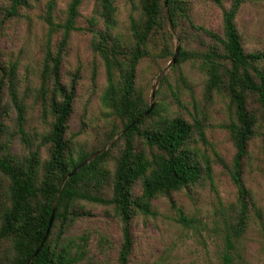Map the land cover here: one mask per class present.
I'll return each instance as SVG.
<instances>
[{
  "label": "rangeland",
  "instance_id": "obj_1",
  "mask_svg": "<svg viewBox=\"0 0 264 264\" xmlns=\"http://www.w3.org/2000/svg\"><path fill=\"white\" fill-rule=\"evenodd\" d=\"M49 1L35 0L31 2V8L21 10L20 18L6 20L3 19V7L0 5V66L16 64L15 102L23 116L20 131L18 110L7 85H3L0 94V156L16 162L24 161L35 152L41 163L49 157L50 145L42 141L50 130L53 118L49 112H44L40 99L46 34V26L41 17ZM182 1L186 3L189 18L196 26L222 35L221 8L210 0ZM69 2L55 0V21L64 20ZM113 3L116 9L114 34L122 44L129 43L132 41L130 17L139 19V0H113ZM228 5L229 1L226 0L224 6ZM163 12L165 23L147 42V55L137 67L135 88L142 93L145 104H152V109L157 107L162 117L179 116L191 123L189 114L197 112L208 145L203 146L194 136L187 147L195 152L201 165L209 161L211 181L202 173L201 179L194 186L153 199L151 210L154 216L133 213L129 264H220L226 251L225 224L231 221L236 211V189L216 156L226 164L231 162L234 148L228 131L222 126L234 120V115L226 93H206L208 76L203 59L191 58L177 65L181 48L195 56L219 48L204 33L191 29L183 19L177 20L174 27L167 5ZM95 15V0H83L77 26H88V21ZM235 25L246 53L264 52V0L245 3L237 14ZM59 36L57 34L53 38V44ZM91 43V35L73 32L61 66L62 84L70 87L72 81H75L72 110L64 139L74 158L78 154H89L91 157L100 151L101 154L107 153L102 163L107 173L106 181L98 191L95 188H90V191L93 195L110 198L111 178L124 147L121 136L123 124L101 103L106 76L102 61L91 50ZM176 48L177 62L170 64ZM260 67L264 69V64ZM164 78L165 82H162ZM153 90L154 98L151 99ZM172 92L178 96L184 109L176 106ZM246 108L259 118V126L247 145V156L242 165L243 181L254 202V209L249 211L244 233L232 242L230 253L236 263L264 264V120L260 119L259 106L253 96L246 98ZM133 143L135 153L142 152L146 157L155 153L138 136H134ZM0 177L1 210L6 204L7 180ZM140 193L141 184L137 181L132 186L133 198ZM170 201L182 211L188 227L179 222L180 214L170 205ZM73 211L77 217L65 229L62 244L68 246L71 255L77 258L74 264H118L117 254L122 233L114 208L77 200ZM0 254L11 257L9 242L0 241Z\"/></svg>",
  "mask_w": 264,
  "mask_h": 264
},
{
  "label": "trees",
  "instance_id": "obj_2",
  "mask_svg": "<svg viewBox=\"0 0 264 264\" xmlns=\"http://www.w3.org/2000/svg\"><path fill=\"white\" fill-rule=\"evenodd\" d=\"M33 1L35 0H0L3 19L20 18L21 10L31 8ZM210 1L222 10L221 36L196 26L189 18L187 5L182 0H167L166 4L165 0H139V19L130 17L132 41L124 44L114 34L116 9L113 0H95L96 15L90 18L86 27L77 26L83 0H70L61 22L54 19L55 0L46 4L41 17L46 26V34L40 99L44 112H49L53 118L50 130L42 141L45 145H50V152L44 163L40 162L36 152L22 162L0 156V175L7 180L6 204L0 210V241L9 242L11 251L10 258L0 254V264L28 263L44 238L53 207L55 212L49 235L30 264L76 263L77 258L71 255L70 248L62 244V236L69 223L77 217L73 211L77 200L114 208L121 223L122 233L117 263L129 264L133 213L154 216L151 210L153 199L194 186L201 179L202 173L211 181L209 161L206 160L201 165L195 152L187 147L194 136L203 146L208 145L204 126L197 112L189 114V123L179 116L162 117L158 114L157 107L122 136L124 147L111 178L110 198L93 195L90 191V188L98 191L106 181L107 173L102 163L107 153L96 157L64 181L72 170L90 157L89 154H78L74 158L64 139L72 110L75 81H72L70 87L64 86L60 70L71 34L84 32L91 35V50L102 61L106 76V88L101 103L122 122L123 131L149 108L142 93L135 88V78L138 64L147 55V42L165 23V5L174 27L177 20L183 19L191 29L204 33L219 48L200 56L189 54L181 48L177 65L191 58L203 59L208 76L206 93H226L233 111L234 120L222 127L229 133L234 155L231 162L226 164L215 154L236 189V211L231 221L225 224L226 251L220 264H241L233 260L230 251L233 248L232 242L239 239L245 231L249 211L254 209V202L243 181L242 165L247 156V145L259 126V118L246 108V98H255L260 119L264 120V69L260 67L264 64V52L246 53L235 25L240 8L252 0H228L227 7L224 6L226 0ZM57 34L60 36L53 44V38ZM16 69L14 63L6 67L0 66V94L2 86L7 85L9 95L18 110L17 122L21 131L23 116L16 105L14 93ZM162 82H165V78ZM171 95L176 106L184 109L178 96L173 92ZM152 119L153 121L147 124ZM134 136L143 139L146 146L155 153H151L150 157H146L142 152L135 153ZM137 181H140L141 193L133 198L132 186ZM1 183L0 177V190ZM170 205L180 214L179 222L188 227V221L182 211L175 207L173 201H170Z\"/></svg>",
  "mask_w": 264,
  "mask_h": 264
},
{
  "label": "water",
  "instance_id": "obj_3",
  "mask_svg": "<svg viewBox=\"0 0 264 264\" xmlns=\"http://www.w3.org/2000/svg\"><path fill=\"white\" fill-rule=\"evenodd\" d=\"M166 1L165 0V4H166ZM177 54H178V49L176 48L175 52H174V55H173V58H172V61L170 64H175L177 62ZM154 91L152 92L151 94V99L154 98ZM152 107L153 105L150 104L148 110L143 114L141 115L137 120H135L134 122H132V124L130 126H128L125 130H123L121 132V136H123L130 128H132L134 125H136L140 120H142L144 117H146L152 110ZM102 153V151L100 152H97L95 154H93L91 157H89L86 161L82 162L81 164H79L74 170L71 171V173H69L64 181L68 178H70L71 176L75 175L79 170H81L83 167H85L86 165H88L92 160H94L98 155H100ZM63 181V182H64ZM54 212H55V207H53V210H52V215L49 219V222H48V226H47V229L45 231V235H44V238L42 239L41 243L39 244L38 248L36 249V251L34 252V254L32 255V257L30 258V260L28 261L27 264H30V262L32 261V259H34L37 254L40 252L44 242L46 241L48 235H49V231H50V228H51V225H52V222H53V216H54Z\"/></svg>",
  "mask_w": 264,
  "mask_h": 264
}]
</instances>
